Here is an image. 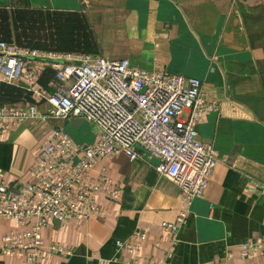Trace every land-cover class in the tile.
<instances>
[{"label":"crops","instance_id":"0c3cea01","mask_svg":"<svg viewBox=\"0 0 264 264\" xmlns=\"http://www.w3.org/2000/svg\"><path fill=\"white\" fill-rule=\"evenodd\" d=\"M0 40L124 58L148 72L196 78L219 105L196 126L197 139L214 147L217 163L175 234L160 223L174 221L182 209L178 187L156 172L148 153L139 150L135 161L119 153L93 170L106 167L121 186L118 199L98 195L99 216L43 227L33 263L0 253V264H125L129 256L115 241L137 230L145 232L138 264H264V0H0ZM53 74L46 64L37 85L52 91ZM25 85L24 78L0 81V108L35 105L45 116L0 139V182L11 190L35 180V157L53 128L46 122L59 120L47 116L48 104ZM90 125L94 136L86 142L92 144L97 128ZM20 228L0 218V238ZM252 240L260 245L241 256L240 244ZM52 245L70 253H51Z\"/></svg>","mask_w":264,"mask_h":264},{"label":"built area","instance_id":"2783aa9c","mask_svg":"<svg viewBox=\"0 0 264 264\" xmlns=\"http://www.w3.org/2000/svg\"><path fill=\"white\" fill-rule=\"evenodd\" d=\"M46 64L54 69L50 92L37 85ZM20 78L26 80L24 88L35 100L48 104L47 116L60 120L82 116L95 125L97 138L92 144L77 145L62 129L51 128L35 157V180L18 190L0 182V218L21 227L1 236V254L33 263L43 245V227L53 221L85 222L99 216L97 196L116 200L121 186L109 178L105 166L97 173L93 170L104 158L119 153L135 161L140 153L136 145L148 150L157 161L156 172L179 189L182 209L174 221H162L161 227L175 234L185 224L186 207L203 196L217 163L214 147L197 139L196 126L219 106L201 91L200 80L148 72L124 58L44 51L0 40V81L17 84ZM44 117L35 105L2 106L0 139L26 120ZM144 237L145 232L137 230L129 239L115 241L116 248L129 256L125 264H138L136 255ZM258 245L255 240L241 243V256ZM49 251L70 253L55 245ZM260 254L264 261V248Z\"/></svg>","mask_w":264,"mask_h":264},{"label":"rangeland","instance_id":"374dc122","mask_svg":"<svg viewBox=\"0 0 264 264\" xmlns=\"http://www.w3.org/2000/svg\"><path fill=\"white\" fill-rule=\"evenodd\" d=\"M49 113H51V110H49ZM46 123L51 124L48 128L56 127L65 131L77 145L89 144L86 141L89 137L94 136L90 123L82 116H70L66 120H51Z\"/></svg>","mask_w":264,"mask_h":264},{"label":"water","instance_id":"95a60500","mask_svg":"<svg viewBox=\"0 0 264 264\" xmlns=\"http://www.w3.org/2000/svg\"><path fill=\"white\" fill-rule=\"evenodd\" d=\"M135 147H136L138 150H140V151H143V152H145V153H148V150L142 148V147L139 146V145H136Z\"/></svg>","mask_w":264,"mask_h":264},{"label":"trees","instance_id":"16d2710c","mask_svg":"<svg viewBox=\"0 0 264 264\" xmlns=\"http://www.w3.org/2000/svg\"><path fill=\"white\" fill-rule=\"evenodd\" d=\"M19 20H23V15L20 16ZM15 26V25H14ZM35 45V44H32ZM33 47V46H32Z\"/></svg>","mask_w":264,"mask_h":264}]
</instances>
